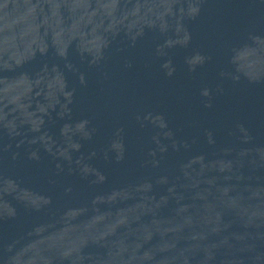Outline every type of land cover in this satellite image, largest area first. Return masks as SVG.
<instances>
[{
	"label": "water",
	"instance_id": "1",
	"mask_svg": "<svg viewBox=\"0 0 264 264\" xmlns=\"http://www.w3.org/2000/svg\"><path fill=\"white\" fill-rule=\"evenodd\" d=\"M0 264H264V0H0Z\"/></svg>",
	"mask_w": 264,
	"mask_h": 264
}]
</instances>
